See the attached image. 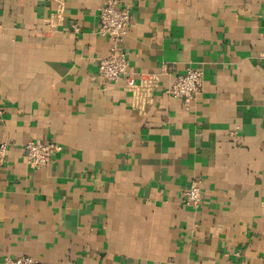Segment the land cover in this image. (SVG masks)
I'll return each mask as SVG.
<instances>
[{"label": "crops", "instance_id": "crops-1", "mask_svg": "<svg viewBox=\"0 0 264 264\" xmlns=\"http://www.w3.org/2000/svg\"><path fill=\"white\" fill-rule=\"evenodd\" d=\"M105 1L0 0V264H264V0H116L115 84ZM188 69L186 104L166 90ZM28 141L56 144L47 166Z\"/></svg>", "mask_w": 264, "mask_h": 264}, {"label": "built area", "instance_id": "built-area-1", "mask_svg": "<svg viewBox=\"0 0 264 264\" xmlns=\"http://www.w3.org/2000/svg\"><path fill=\"white\" fill-rule=\"evenodd\" d=\"M129 19L128 11L120 7L116 0L105 1L98 11L96 32L108 39L109 49L107 56L98 61L97 74L109 84H115L127 76L128 60L121 47ZM71 28L73 32H78L77 26L73 25ZM201 85L202 73L188 69L173 80L166 93L171 98L182 100L187 104L199 94ZM23 148L25 162L33 169L47 166L57 151V146L53 142L28 141ZM6 154V143H0V167L4 163ZM201 201L199 184L196 181L190 182L183 192L184 204L197 209ZM4 264H34V262L28 257H19L7 258Z\"/></svg>", "mask_w": 264, "mask_h": 264}]
</instances>
